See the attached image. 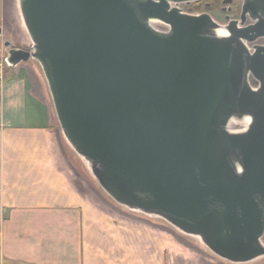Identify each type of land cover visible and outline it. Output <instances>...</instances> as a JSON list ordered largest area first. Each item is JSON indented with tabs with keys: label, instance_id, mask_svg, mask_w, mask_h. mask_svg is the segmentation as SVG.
Here are the masks:
<instances>
[{
	"label": "water",
	"instance_id": "1",
	"mask_svg": "<svg viewBox=\"0 0 264 264\" xmlns=\"http://www.w3.org/2000/svg\"><path fill=\"white\" fill-rule=\"evenodd\" d=\"M192 1L18 0L31 46L1 24L0 42L10 67L40 65L65 138L115 203L246 264L264 257V0L227 24L177 5Z\"/></svg>",
	"mask_w": 264,
	"mask_h": 264
},
{
	"label": "crops",
	"instance_id": "2",
	"mask_svg": "<svg viewBox=\"0 0 264 264\" xmlns=\"http://www.w3.org/2000/svg\"><path fill=\"white\" fill-rule=\"evenodd\" d=\"M5 1V37L30 47L4 26ZM40 73L30 60L7 65L0 81V264H228L168 223L118 205L74 168Z\"/></svg>",
	"mask_w": 264,
	"mask_h": 264
},
{
	"label": "rangeland",
	"instance_id": "3",
	"mask_svg": "<svg viewBox=\"0 0 264 264\" xmlns=\"http://www.w3.org/2000/svg\"><path fill=\"white\" fill-rule=\"evenodd\" d=\"M6 10L8 12L9 18L7 19V21H3L4 26L12 32H14V34L21 36L22 38H27L30 39L28 36V33L25 29V26L23 25V21L20 15V11H19V4H18V0H6ZM212 0H197V1H192L190 3L187 2H183V3H179L177 4L183 11H186L187 13H191V14H202V13H208L210 14L217 22L221 23V24H227L228 20L226 18L227 15H229L232 19H236L239 20L241 19V13H242V5H243V0H236L235 4H234V8H233V12H226L223 11L222 9V4L221 3H211ZM210 3V4H209ZM252 22L251 19H249L247 21V23ZM154 27H156L157 29L161 30V31H168L169 30V26L166 25L165 23L161 22V21H155L153 22ZM25 36V37H24ZM12 37V35H11ZM23 41V40H22ZM258 42H262V40H258ZM22 42L19 41L17 43V45L21 44ZM252 44H250L251 46ZM0 46L2 47L1 49H3V51H0V58L4 59L5 56L7 55V49H5L3 47V44L0 42ZM21 46V45H19ZM0 59V60H1ZM39 65V64H38ZM6 66L4 67V70H6ZM40 66V65H39ZM41 69V67H40ZM40 79L42 81V83L44 84V91L47 93V97L48 99L51 101V104L53 105V100H52V96L46 81V78L43 74V71L41 69V73H40ZM255 83V82H254ZM253 83V84H254ZM257 84V83H255ZM54 108V105H53ZM55 110V109H54ZM56 113V112H55ZM57 117V115H56ZM231 125H233V127L235 129H239L242 128L243 126L239 123H232ZM73 153V152H72ZM74 168L76 170H78L80 173H83L84 175L88 176L89 179L91 178V180L93 179L86 163L80 159L74 152ZM93 182H95V185L99 188V184L97 183V181L95 179L92 180ZM101 190V188H99ZM102 191V190H101ZM187 237L192 243L200 246V247H204L200 241H198L196 238L193 237ZM263 241H264V237H263ZM208 254H211L208 251ZM212 255V254H211ZM215 257V256H213ZM218 259V258H216ZM221 261V260H220ZM223 263H228V264H232L229 262H224ZM246 264H264V257L259 258L257 260H254L252 262L246 263Z\"/></svg>",
	"mask_w": 264,
	"mask_h": 264
},
{
	"label": "flooded vegetation",
	"instance_id": "4",
	"mask_svg": "<svg viewBox=\"0 0 264 264\" xmlns=\"http://www.w3.org/2000/svg\"><path fill=\"white\" fill-rule=\"evenodd\" d=\"M235 1L236 0H212V2L211 3H221L222 4V9H223V11H228V12H233V8H234V4H235ZM210 4V3H209ZM184 12H186V11H184ZM226 18H227V20H228V18L230 19V20H236V19H232L229 15H227L226 16ZM240 20V19H239ZM249 20V19H248ZM228 22H229V20H228ZM251 22H249V23H247L246 22V25H248V24H250ZM260 40H262V42H256L257 44H262L263 42H264V40L263 39H260Z\"/></svg>",
	"mask_w": 264,
	"mask_h": 264
},
{
	"label": "built area",
	"instance_id": "5",
	"mask_svg": "<svg viewBox=\"0 0 264 264\" xmlns=\"http://www.w3.org/2000/svg\"><path fill=\"white\" fill-rule=\"evenodd\" d=\"M5 65H6L5 61L0 60V81L3 80L5 76V70H4Z\"/></svg>",
	"mask_w": 264,
	"mask_h": 264
},
{
	"label": "bare ground",
	"instance_id": "6",
	"mask_svg": "<svg viewBox=\"0 0 264 264\" xmlns=\"http://www.w3.org/2000/svg\"><path fill=\"white\" fill-rule=\"evenodd\" d=\"M221 32H222V33H227V31H226V30H224V29H222V30H221Z\"/></svg>",
	"mask_w": 264,
	"mask_h": 264
}]
</instances>
